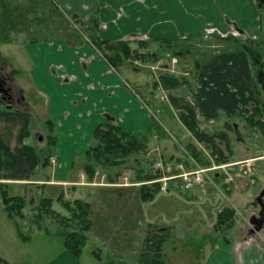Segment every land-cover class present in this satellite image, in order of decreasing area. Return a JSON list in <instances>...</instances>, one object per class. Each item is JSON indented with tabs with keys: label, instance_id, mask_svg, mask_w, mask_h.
Instances as JSON below:
<instances>
[{
	"label": "crops",
	"instance_id": "obj_1",
	"mask_svg": "<svg viewBox=\"0 0 264 264\" xmlns=\"http://www.w3.org/2000/svg\"><path fill=\"white\" fill-rule=\"evenodd\" d=\"M55 2L61 15L78 16V24H82L88 40L97 37L207 39L228 36L262 39L264 46V7L260 6L259 0ZM24 49L33 64L29 70L31 84L44 98V104L40 103L43 113L37 110L34 116L37 119L44 115L45 120L52 121L59 164L47 168L41 166L36 142L32 140L33 116L25 113L21 116L20 109L0 110V118L4 119L0 120L3 122L0 124V149L4 156L6 182L20 194L28 193L35 184L43 189L42 195L51 198H57L68 188L72 194L83 187L106 186L109 178L105 174H97L100 178L88 180L84 171L85 154L92 143L94 129L99 123L113 121L126 131L142 136L150 121V109L90 43L70 47L64 39H56L50 44L28 43ZM76 76L78 79L75 80ZM161 79L168 89L184 87L188 90L187 95L171 92L170 106L186 134L191 136L189 138L195 139L198 145L200 143L205 152L207 148L218 154L234 152L231 134L223 130L231 120L239 130L248 133L250 138H245V142L248 151H253L252 146L259 139L252 140V136L259 138L258 132L249 129L250 132L242 121L236 120L241 109L262 101L255 87L254 66L247 51L236 48L207 59L201 65L198 83L169 75ZM3 128L5 134L1 133ZM43 129L48 133L46 128ZM35 132L38 141L42 142L40 129ZM157 138L156 135L154 139ZM219 144L226 148L221 151ZM105 178L108 183L99 182ZM124 184L127 190L132 189L131 182ZM222 237L218 238L204 264H264V244L255 241L253 236L242 238L240 244H226ZM17 238H20L18 231L12 243L17 264H87L82 257L78 258L66 249L63 236L35 232L29 240Z\"/></svg>",
	"mask_w": 264,
	"mask_h": 264
},
{
	"label": "rangeland",
	"instance_id": "obj_2",
	"mask_svg": "<svg viewBox=\"0 0 264 264\" xmlns=\"http://www.w3.org/2000/svg\"><path fill=\"white\" fill-rule=\"evenodd\" d=\"M23 33L24 32L14 34L17 35L15 37L16 40L11 44H0L3 55L0 57V63H2L5 58V61L14 66L16 69L15 79L21 87L20 90H22V93L26 97V108L29 112H33L34 107L32 106L31 108V103L35 102L34 98L38 100L39 96L32 86L29 76V70L33 64L29 54L22 50L23 41L25 40ZM241 40L243 41L244 39ZM242 44L244 43H241V45L236 48H242L247 51ZM210 47L211 46L208 45V49H210ZM248 54H251L250 57L254 66V79H256V83L260 88V91H257L263 97L264 87L257 80V75L258 70H264V52L262 53L260 49L254 52H248ZM177 60L178 62L171 68V60L168 58L164 59L161 65L153 68V75L149 77L144 75V78L140 81V84L149 81L151 86V83L156 80L158 82L157 84L161 85V88L159 87L158 89V96L163 98L169 105V94L171 92L187 95L188 90L184 87L174 90L168 89L162 82V76L169 75L179 80L189 79L194 81L192 80V74L190 73V79V74L184 69V66L192 59H181L179 57ZM134 69L138 70L139 67H134ZM179 75L182 76L179 77ZM120 76L122 77V75ZM76 79H78V76L75 77V80ZM139 89L143 91L142 87H139ZM36 107V110H40L41 113H43L40 104ZM0 110L8 111L6 108L2 107H0ZM175 113L176 112H174V114ZM19 114L25 116L24 113ZM175 117L177 120L175 119L172 122L170 119L169 124L182 127L177 118V113ZM38 119L39 120L35 119L36 121L33 120V132L40 129V132L46 137L45 130L43 129L45 128V116L42 115L43 121H41V118ZM0 120L4 121V119L2 120L1 118ZM1 121L0 124H3ZM174 123H177V125H174ZM41 126L43 130H41ZM229 129L224 125L223 130L231 134L232 149L234 152L232 151L230 154H226L222 151L226 148L225 145L219 144L218 146L222 154H218L216 151H212L208 148L205 153L214 161L228 155L230 161L223 163L214 162L209 167L212 170L206 173H202L201 171L200 176L199 173H197L195 176L200 177L202 182L196 183L190 189H185L183 187L180 176L186 173H193L192 176L194 177V170H203L206 168L196 167L187 169L185 164L181 163L183 165L179 166L177 172H172L174 169L172 163L168 162V164H165L164 159H168L171 154H174L175 157L179 159H183L185 157L183 153L184 146L187 143L186 138H181L178 135L177 138L172 133H170L169 137L163 138L161 142L159 138L155 140L156 148L152 149L147 154L148 157L149 155L156 157L150 164L151 167H148L147 164L141 165L143 156H140L141 158L139 157L137 161H135V158H132L130 162L119 167L118 170L114 168H101L99 170L97 173L99 176L105 174L106 178H109V183L106 178L105 180L99 179L100 183L104 181L108 183L106 186L95 188L83 187L79 188L76 192H72V194L69 190L70 188L67 190L64 189L63 191L66 198H68V196L71 200L81 198L87 201L91 206V235L87 245L83 249V254L81 256L82 261L87 264H139L141 252L145 246V237L149 231H151V226L149 227L148 225L150 223H156L158 225L157 228H168L170 232L168 240L163 247L166 264H204L210 251L215 247L219 237L213 230V224L217 219V212L226 205L234 207L237 211L234 222L227 231L230 242L227 243L224 239L226 244H231L233 242L240 244L242 238L249 236H253L256 239L255 241L258 240L264 244V228L253 232V234L248 231L250 227H254L251 222V217L255 211L253 201L264 189V137L263 135H258L259 138H256L253 135L252 140L259 139V141H256L254 146L251 145L253 151H248L247 142H245V138H250L248 133L241 129L240 132L242 135L240 134V137H238L234 131H228ZM1 133L5 134L6 130L3 128ZM174 142H176L178 146ZM199 145L201 144L199 143ZM223 153H225L224 156H222ZM148 157L146 156L145 159ZM159 163L163 169L166 170V173H164L161 178L169 176L175 177L167 181L168 186L170 185L169 189L160 191L151 201H142L140 198V186H142L140 184L142 182H137L138 180L136 181L135 176H137L138 173L154 174L157 172L156 167H161ZM175 164L177 167L180 165L178 162H175ZM256 165L260 167V169H257ZM98 175H96L95 178H100ZM86 179L88 178L86 177ZM4 182H6V180H4ZM126 182L132 183L129 184L132 189H128L131 192L130 194L125 187L126 184L124 183ZM39 185L41 186V184ZM15 192L16 191L11 189L12 194H15ZM47 192L50 193L49 190ZM21 193H23V191H21ZM42 193L43 189L36 187L35 184H32V188L28 193H24L28 201L24 209L26 214L31 212V207L33 204L37 203L38 198L44 196ZM52 194L56 193L53 192ZM53 199H55V197H53ZM53 208L64 214L67 213V210L57 200L54 201ZM28 220V217L19 220L25 232H29L30 227L34 228L32 225L29 226ZM16 222H18L17 219L8 217L4 210L3 203H0V255L4 257L2 258L5 262H10V264H17L12 246L13 239L17 233ZM32 228L31 230H33ZM33 233L35 232H32V235ZM94 250L100 252L101 257L99 259L93 254ZM5 262L2 263L4 264Z\"/></svg>",
	"mask_w": 264,
	"mask_h": 264
},
{
	"label": "trees",
	"instance_id": "obj_3",
	"mask_svg": "<svg viewBox=\"0 0 264 264\" xmlns=\"http://www.w3.org/2000/svg\"><path fill=\"white\" fill-rule=\"evenodd\" d=\"M59 12L55 0H0V44L13 43L17 36L14 34H20L21 32H24L23 37L25 39L23 41V51H25V44L52 43L56 39H64L70 47L90 43L110 67L122 75L121 78L124 83L132 88L142 104L150 109V121L146 133L142 136L126 131L120 124L113 121L99 123L96 126L92 143L85 154L84 171L88 179L93 180L101 168L118 170L119 167L130 162L132 158L137 161L140 156H143L141 165L147 164L148 167H151L150 164L156 157L151 155L148 157L147 154L156 148L154 137L157 135L161 142L163 138L169 137L170 133L176 137L178 135L187 139V143L185 146L183 145L185 156L183 159L175 157L174 154H171L168 159H164L165 164L172 163L174 168L172 172H177L179 168V165L177 167L175 162L183 163L187 169H192L199 166L208 168L214 162L230 161L228 155L216 161L212 160L193 139L189 138L191 136L187 135L182 127L170 125V119L172 122L176 119L175 111L169 103L158 96V89L161 86L157 84L156 80L151 83V86L149 81H145L143 84H140V81L144 78V75L146 77L153 75V66L161 65L164 59L171 60L172 57L191 58L192 60L184 66V69L192 74V80L197 81L201 65L207 59L232 50L240 46L241 43H244L242 46H245L249 53L260 49L263 53L262 39L247 38L243 42L239 38L220 36L207 39L187 37L174 39L147 37L105 39L97 37L88 40L81 27L82 24H78L80 20L77 15L66 17ZM96 25L99 26V21L96 22ZM208 45L211 46L210 49H208ZM0 54L3 56L1 49ZM134 67H139V69L135 70ZM139 87H142L143 91ZM255 87L260 91L257 83ZM38 96L39 99L34 98L35 102L31 103V108L34 107L33 112L20 109V112L33 116L34 120V112H38L35 105L44 104L43 96L39 93ZM237 119L242 121L246 128L257 131L259 135L264 137V100L241 109L236 115ZM228 122L233 123L232 120ZM174 125H177V123H174ZM45 128L48 133H46V137L44 134L42 135L43 141L41 143L38 142L36 132L32 133V140L36 142L40 164L43 168L54 165L52 162L53 157L56 159V165L59 164L56 150L57 137L49 118L45 120ZM174 143L178 146L176 142ZM146 156L147 159H145ZM162 169V166L156 167L157 172L154 174L138 173L135 176L137 182H142L140 184L142 185L140 186L142 201H151L162 191V182L157 180L166 173V170ZM5 179L4 156L0 149V203H3L8 217L17 219V231L20 238L29 240L32 232L60 235L64 237L66 249L80 258L91 235L92 221L90 215L92 212L90 204L81 198L74 200L69 199V196L66 198L64 191H62L55 199L41 196V198H38L37 203L31 207V212L26 214L24 209L28 202L27 197L25 194H12L9 184L4 182ZM55 200L67 210L66 214L53 208ZM236 214L237 211L234 207L226 205L218 210L216 222L213 224V230L218 236L223 235L227 243L230 242L227 231L232 226ZM25 217L29 219V226L34 227H30L29 232H25L19 222ZM148 226H151V231L145 237V246L141 252L139 264H166L163 247L170 235L169 229L157 228L156 223H150ZM93 254L98 259L101 257L98 250H94ZM1 262H5V260L0 256Z\"/></svg>",
	"mask_w": 264,
	"mask_h": 264
},
{
	"label": "flooded vegetation",
	"instance_id": "obj_4",
	"mask_svg": "<svg viewBox=\"0 0 264 264\" xmlns=\"http://www.w3.org/2000/svg\"><path fill=\"white\" fill-rule=\"evenodd\" d=\"M259 1H260V6L264 7V3L261 4V0ZM0 57H1V54H0ZM15 71L16 69L14 68V66L10 64L9 62L5 61V58H4L3 62L0 63V107L6 108V109L14 108V109L27 110L26 97L22 93V90H20L21 87L15 79L16 78ZM262 100H264V94H263ZM231 125H232V128H231ZM231 125H230V122H228L226 126L232 129L235 132V134L240 137V133H239L240 130L238 126H236L237 124L234 122V123H231ZM258 197L256 196L255 200L253 201V204L255 205V211L251 217V220L252 218L256 217V218H262V221H264V195L261 199H258ZM252 226L255 227L256 225L253 224ZM254 227L249 228L248 230L249 233L253 234L251 230ZM263 228H264V222L262 224L261 229Z\"/></svg>",
	"mask_w": 264,
	"mask_h": 264
},
{
	"label": "built area",
	"instance_id": "obj_5",
	"mask_svg": "<svg viewBox=\"0 0 264 264\" xmlns=\"http://www.w3.org/2000/svg\"><path fill=\"white\" fill-rule=\"evenodd\" d=\"M171 62H172V64L170 63L171 64V68H173L175 66V64L178 62L177 57H172ZM155 66H157V65H155ZM155 66H153V68H155ZM52 161H53V163H56L55 158H53ZM159 165H160V163H159ZM181 165H183V164H180L179 166H181ZM210 170H212V169L206 168V169H203V170H194V177L192 176L193 173H186L185 175L180 176V179L183 182V187L185 189H188V188L190 189L196 183H198L200 181L202 182V180H200V177L195 176V175L197 173H199V176H200V172L201 171H202V173H206V172H208ZM173 177H175V176H169V177H164V178L158 179V180H160L162 182V185H163V186H161V190L162 191H166L168 189V182L167 181L169 179L173 178Z\"/></svg>",
	"mask_w": 264,
	"mask_h": 264
},
{
	"label": "water",
	"instance_id": "obj_6",
	"mask_svg": "<svg viewBox=\"0 0 264 264\" xmlns=\"http://www.w3.org/2000/svg\"><path fill=\"white\" fill-rule=\"evenodd\" d=\"M264 3V0H261V4ZM258 81L262 84V86L264 87V70L260 69L258 70V75H257ZM264 195V189L261 191L258 199H261ZM251 222L256 225L251 231L252 233L255 231H258L262 228V224L264 221H262V218H252Z\"/></svg>",
	"mask_w": 264,
	"mask_h": 264
}]
</instances>
